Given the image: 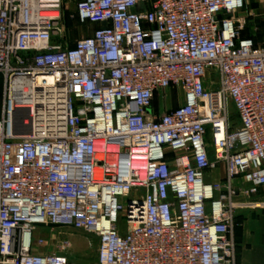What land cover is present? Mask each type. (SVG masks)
I'll return each mask as SVG.
<instances>
[{
    "label": "built area",
    "instance_id": "1",
    "mask_svg": "<svg viewBox=\"0 0 264 264\" xmlns=\"http://www.w3.org/2000/svg\"><path fill=\"white\" fill-rule=\"evenodd\" d=\"M66 1L95 26L69 46ZM245 6L0 0V264H75L34 250L48 224L96 234V264H236L235 199L264 192V43Z\"/></svg>",
    "mask_w": 264,
    "mask_h": 264
},
{
    "label": "rangeland",
    "instance_id": "2",
    "mask_svg": "<svg viewBox=\"0 0 264 264\" xmlns=\"http://www.w3.org/2000/svg\"><path fill=\"white\" fill-rule=\"evenodd\" d=\"M243 11L241 15L246 16L243 32L254 36L257 42L264 43V0L249 1ZM62 25L63 36L62 38L59 37L58 41H62L65 46H69L76 40L87 36L92 28L95 27L93 24L80 23L74 14L73 4L67 1L64 5V20ZM166 94L168 96L166 99L163 98V93L154 98L153 109L158 113H162L182 103V92L180 90L176 89L172 91L171 95L169 92H166ZM1 104L2 78L0 77V113ZM230 110L234 116L232 106ZM210 179L212 180L213 178ZM205 180H209L208 177H205ZM235 202L238 203L234 212L235 223L238 225L233 229L232 235L236 243V264H239L240 253L243 252L244 248L247 249L251 246L243 240L241 232L243 227H245L244 225L250 222L251 219L254 221L264 217V192L256 199H235ZM250 202H254L255 204ZM240 223H242V226H239ZM247 229L249 233L251 229L248 227ZM250 235L254 236V232H250ZM262 239L260 240L264 243V236ZM98 243L99 238L96 234L68 226L49 227L44 225L35 228L33 231V247L36 252L65 254L75 264H96Z\"/></svg>",
    "mask_w": 264,
    "mask_h": 264
},
{
    "label": "crops",
    "instance_id": "3",
    "mask_svg": "<svg viewBox=\"0 0 264 264\" xmlns=\"http://www.w3.org/2000/svg\"><path fill=\"white\" fill-rule=\"evenodd\" d=\"M249 1H253V0H246V5L248 4ZM256 1H263V0H256ZM213 173L214 174H210L207 176L209 180H211L210 178L217 179L222 177L224 174V167L223 166L218 167L217 170ZM239 226H242V223H240ZM244 226L245 227H243V230L241 232L243 240L248 244H250L251 246L247 249L246 248L243 249V252L240 253V259L238 263L264 264V243L262 241L263 240L262 237L264 236V217L254 221H252L251 219L250 222H248ZM247 227L251 229L250 231L251 233L254 232V236L250 235V232L248 233V229L246 230Z\"/></svg>",
    "mask_w": 264,
    "mask_h": 264
},
{
    "label": "water",
    "instance_id": "4",
    "mask_svg": "<svg viewBox=\"0 0 264 264\" xmlns=\"http://www.w3.org/2000/svg\"><path fill=\"white\" fill-rule=\"evenodd\" d=\"M104 25V24H103ZM49 227H55L57 225H53V224H48Z\"/></svg>",
    "mask_w": 264,
    "mask_h": 264
},
{
    "label": "trees",
    "instance_id": "5",
    "mask_svg": "<svg viewBox=\"0 0 264 264\" xmlns=\"http://www.w3.org/2000/svg\"><path fill=\"white\" fill-rule=\"evenodd\" d=\"M1 77V76H0Z\"/></svg>",
    "mask_w": 264,
    "mask_h": 264
}]
</instances>
